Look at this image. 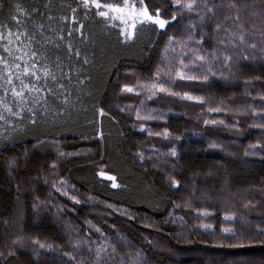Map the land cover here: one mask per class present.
Returning a JSON list of instances; mask_svg holds the SVG:
<instances>
[{
  "label": "trees",
  "instance_id": "1",
  "mask_svg": "<svg viewBox=\"0 0 264 264\" xmlns=\"http://www.w3.org/2000/svg\"><path fill=\"white\" fill-rule=\"evenodd\" d=\"M85 2L0 0L47 98L0 121V264H264V0H141L131 39Z\"/></svg>",
  "mask_w": 264,
  "mask_h": 264
},
{
  "label": "snow or ice",
  "instance_id": "2",
  "mask_svg": "<svg viewBox=\"0 0 264 264\" xmlns=\"http://www.w3.org/2000/svg\"><path fill=\"white\" fill-rule=\"evenodd\" d=\"M92 3L95 4L96 8L101 7V5L97 2V0H92ZM176 3L179 5L180 0H176ZM87 6L88 5H87V0H86L85 7H87ZM103 7L107 8L110 11L115 12V13H123L125 11V9L128 8V4L125 2L123 8L112 6V5H104ZM184 7L187 8L188 10H192L193 3H186V4H184ZM133 8H134V6H133ZM132 14H137L140 17H142L143 20L141 22H145V21L151 22L155 25H158L160 28H164L165 25L167 23H169V21L162 19L160 17L159 12H157L155 15H152L151 13H149L146 6H143V4L141 5V8H140L138 13L129 12V15H132ZM99 15L103 16V17H107L108 11H102L99 13ZM173 19H175V17H173ZM237 19H239V17H237ZM134 27H135V24H133V28ZM12 35H13V33L10 30H8L7 36H5L2 32H0V41H3V40L8 41V43L6 45H4V51L7 52L8 56L12 57V59L14 61V63L10 66L8 63V59H6L4 56L0 55V65H3V70H4V74H0V80H4L5 75H6V77H7L6 83L11 86L12 96H13V99L15 101L16 108H17L16 111H13V108L9 107L6 103H4L3 98H0V107L3 108V111H0V121H4L5 124L8 122L7 116L4 115L5 112L8 113L9 116L20 117L21 113H23L25 110H27L29 113L33 112V107L29 106V100H31V103L33 106L36 104H40L42 102L45 104L47 103L46 95L43 94L42 89L36 87L35 84H33V86L30 88L27 84L24 83V79H23V77H25V76L34 77L36 80H39L41 78L40 76L36 75V64L35 63H32L31 67H29V61L33 60L36 53L31 52V47L29 44V45H25L26 50L16 49V51L21 52V55L14 56L12 49L9 47V45H12L14 43V41L11 39ZM23 35H25V34L24 33L17 34L16 39L19 40L20 36H23ZM131 37H132L131 32L126 33V36H125L126 39H131ZM238 39L241 41V43H243L245 40V37L243 34H241V35H239ZM251 47L255 48L256 45L252 44ZM29 52H31V55H29ZM25 57H27V59H25ZM198 59L203 61L205 58L203 56H200V57H198ZM225 59H230V57H226ZM15 61H23V64H24L23 69H21V64L16 63ZM181 63L183 64V61H181ZM183 67H184V69L188 68L187 65H184ZM10 69L15 70V79L20 82V90L19 91L16 90V86L13 84V73ZM168 74L169 73H165V75H168ZM178 75H179L180 79H195L196 78L194 76L188 75L183 69L178 73ZM43 76L45 78L51 76V79L53 81L56 80V76L51 74L47 69H45L43 71ZM153 87L155 88L156 85H153ZM125 90L128 92L133 91L132 88H126ZM26 91L30 94L28 99L25 98V92ZM48 91H49V93H51V89H49ZM159 91H167V89L163 88V86H160ZM6 96H7V91L5 90L4 97L6 98ZM186 98L193 99V97H190V96L186 97ZM64 103H67V101L65 100ZM173 154H175V153H173ZM110 179H114V178L110 177ZM113 186L115 187L116 185L113 184ZM226 219H232V217H226ZM225 231H230V230L226 229ZM106 250L107 249L103 245L96 250V259L98 262L102 258L101 254L103 252H105Z\"/></svg>",
  "mask_w": 264,
  "mask_h": 264
},
{
  "label": "rangeland",
  "instance_id": "3",
  "mask_svg": "<svg viewBox=\"0 0 264 264\" xmlns=\"http://www.w3.org/2000/svg\"><path fill=\"white\" fill-rule=\"evenodd\" d=\"M125 2L128 4V8H126L123 13H115V12L110 11L107 8H104V11H108V16L112 17L114 20H116V21H118L120 23V25L123 27V31H124L125 34L128 33V32H131L133 34L137 24L140 23L143 20V18L140 17L137 14L129 15V12L138 13L140 8H141V5L143 3L141 2V0H125ZM124 3L122 5H112V6L122 7L123 8L124 7ZM133 6H134V8H133ZM133 24H135L134 28H133ZM129 88H132V87H129ZM134 89H133L132 92H128V93L129 94H133L134 91H136V88H134ZM148 91H151V89L148 90ZM154 92H155V94H148V92H141L140 93L141 97L144 99L145 102L139 107V110L148 112L146 114V116H148L149 120L151 119V117H149V115H152L151 112H150L151 109H152L151 105H150V100H149L150 97L152 98L153 101L155 99L157 100V103H155L154 105H158V107L160 106L159 101L162 100L163 96L164 97L165 96H172V97H176L178 99H181L180 97L177 96L176 93L175 94H171L168 91H159V88H156L154 90Z\"/></svg>",
  "mask_w": 264,
  "mask_h": 264
}]
</instances>
